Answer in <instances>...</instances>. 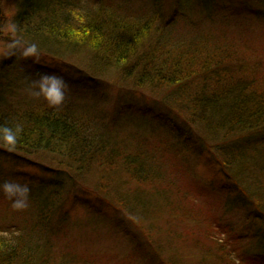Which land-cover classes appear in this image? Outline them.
<instances>
[{"label": "trees", "instance_id": "obj_1", "mask_svg": "<svg viewBox=\"0 0 264 264\" xmlns=\"http://www.w3.org/2000/svg\"><path fill=\"white\" fill-rule=\"evenodd\" d=\"M246 1L264 6V0ZM118 7L124 9L123 13ZM8 21L0 16V26ZM10 23L21 36L13 40L27 49L32 45L35 50L46 48L44 43L45 46L36 43V39L57 43L68 50L85 46L102 60L130 67V72L136 73L133 77L139 87L148 85L164 94L160 98L163 105L188 127L193 123L200 126L199 139L211 144L208 147L212 148L213 159L224 177L264 214V190L257 187V182L262 185L258 172L264 169V159L260 158V153L264 154V77L258 69L246 67L243 58L237 57V49L225 42L224 37L219 41L199 34L190 39H174L169 33V20L161 12L130 9L113 0H19ZM48 62L52 70H66L63 83L97 86L66 63L61 67V63ZM13 70L0 72V136L4 128L21 131L14 147L0 138V155L23 164L29 161V152L46 154L60 158L57 164L61 169L56 171L59 175L37 191V211L34 213L28 206L32 220L1 230L13 236L0 235V264H90L88 259L76 257L75 252H68L67 258L55 259L61 256L46 240L52 233H62L64 221L68 223L66 214L60 213L67 185L94 193L113 209H120L133 223H137V213L142 219L150 217L156 209L158 212L161 206L174 210L175 206L167 202L165 190L151 183L161 175L151 174L143 167L148 158L144 155V141H137L133 151L127 152L126 146L118 145L109 132L106 131V140L96 129V126L105 129L111 114L100 111L91 113V117L75 113L67 94L60 104H52L47 96L29 88L30 71L19 72L20 77H16ZM12 89L19 91L11 92ZM90 167L99 172L96 183L103 186L92 188L81 182ZM119 168L126 176L124 180L114 182L116 179L110 181L103 176ZM241 173L247 177L243 178L244 183L239 177ZM123 187H130L131 192ZM55 217L56 222H52ZM254 240L256 247L264 243V239ZM149 242L160 251L158 243L159 246ZM224 249L226 254L229 250ZM170 258L173 263L168 264L177 263L175 255ZM253 258L257 264H264V250ZM238 264H244L243 259Z\"/></svg>", "mask_w": 264, "mask_h": 264}, {"label": "rangeland", "instance_id": "obj_2", "mask_svg": "<svg viewBox=\"0 0 264 264\" xmlns=\"http://www.w3.org/2000/svg\"><path fill=\"white\" fill-rule=\"evenodd\" d=\"M18 1L0 0V16L5 22L9 20L7 25L0 26V72L13 68L14 76L20 77L19 72L30 71L29 88L43 96L48 95L43 90L60 86L67 98L69 96V106L75 113L91 116V113L104 111L111 114L105 129L96 126L98 133L107 140L109 132L118 145L126 146L127 152L133 151L137 141H144V155L148 158L143 167L151 174L161 175L151 183L165 190L167 202L175 206L174 210L161 206L148 218L141 219L137 213V223H133L120 209H113L94 193L67 185L60 213L66 214L68 223L64 221L62 233H52L46 238L61 256L54 258H67L68 252H75L76 257H84L90 264H168L172 262L170 256L173 254L176 264H216L217 261L229 264L230 260L238 264L242 259L244 264H257L253 256L264 250V243L256 247L254 239H264V214L224 177L213 159L212 148L208 147L211 144L199 139L200 126L193 123L188 127L173 110L163 105L160 98L164 94L155 92L148 85L139 87L133 77L136 73L132 74L130 67H119L112 61L102 60L84 45L68 50L57 43L47 44L36 39V43H44L46 48L40 46L26 55L27 47L13 40L15 36H21L14 32L10 23ZM113 2L130 9L161 12L169 20V33L174 39H190L199 34L215 40L224 37L225 42L237 49V57L243 58L246 67L258 69L264 77V6L246 0ZM118 10L124 11L119 7ZM48 61L61 63V67L64 63L70 65L95 81L93 84L97 86L75 87L63 83L66 70H52ZM23 92L27 93L26 89ZM260 155L264 159V154ZM29 157V161L18 164L0 155V184L5 181L26 184L30 188L28 206L35 213L37 191L59 175L56 171L61 169L57 164L60 158L36 152H29ZM261 170L257 168V171ZM98 173L90 167L81 182L92 188L103 186L96 183ZM258 173L263 186L257 182V187L264 190V169ZM242 175L239 177L244 183L247 177ZM103 176L110 181L116 179L114 182L126 178L120 168ZM123 190L131 192L130 187H123ZM4 196L0 191V235L12 237L7 235L10 232L1 230L13 224H27L33 214L28 207L14 209L12 201ZM56 218L52 222H56ZM149 240L158 243L160 251ZM224 248L229 250L226 254Z\"/></svg>", "mask_w": 264, "mask_h": 264}, {"label": "clouds", "instance_id": "obj_3", "mask_svg": "<svg viewBox=\"0 0 264 264\" xmlns=\"http://www.w3.org/2000/svg\"><path fill=\"white\" fill-rule=\"evenodd\" d=\"M35 51V45H32L31 48L25 53L30 54ZM48 95L47 99L52 104H60L64 99V93L60 86H54L50 89L44 90ZM21 129L17 128L15 131L9 128H4L2 136L0 138L10 147H14L17 144V133ZM0 191H2L5 196L12 201V207L16 210H23L28 207L30 188L26 184H21L14 181H5L0 184Z\"/></svg>", "mask_w": 264, "mask_h": 264}]
</instances>
